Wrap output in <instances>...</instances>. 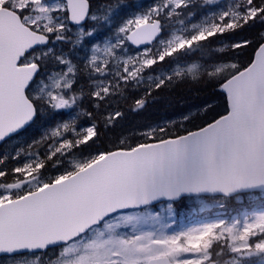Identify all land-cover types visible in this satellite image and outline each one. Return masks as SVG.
<instances>
[{
    "label": "snow or ice",
    "instance_id": "snow-or-ice-1",
    "mask_svg": "<svg viewBox=\"0 0 264 264\" xmlns=\"http://www.w3.org/2000/svg\"><path fill=\"white\" fill-rule=\"evenodd\" d=\"M199 6L193 23L197 0H0V143L47 124L4 153L17 164L0 167V264H264V0ZM257 24L230 59L209 47ZM185 81L216 87L222 111L102 146L124 116L113 102L136 112ZM237 192L259 206L175 226L178 204Z\"/></svg>",
    "mask_w": 264,
    "mask_h": 264
},
{
    "label": "trees",
    "instance_id": "trees-1",
    "mask_svg": "<svg viewBox=\"0 0 264 264\" xmlns=\"http://www.w3.org/2000/svg\"><path fill=\"white\" fill-rule=\"evenodd\" d=\"M96 1L102 0H93L94 8L101 5L97 3L98 6H96ZM201 1L202 0H197L196 11L192 9V11L196 13L195 18L200 13L205 12V9L199 6ZM220 5L223 6L221 3ZM260 30L261 26L257 24L235 35L225 34L224 36L213 37L210 38L211 43L209 44V47L217 53L223 49V58L230 59L234 56V53L228 50V45L230 43L240 41L245 38H252ZM85 52L86 49L77 51L73 53V56L79 60L83 57ZM199 55V53H196L193 59ZM239 59L243 60L246 59V57L241 55ZM154 96L155 97L149 100L142 110L136 112L129 110L131 101L128 103L121 102L119 105L113 102V106L119 107L124 112V116L120 121H118L116 127L110 130H102L100 137V140L103 142L102 146H109V142L116 141L118 137L127 138L129 141L133 140V134L137 130L144 129L146 126L155 123L161 116H171L193 110L197 111L190 116L191 120L187 124V127L191 128L193 125L202 123L205 119H210L215 112L222 111L223 109V98L218 89L210 83L185 81L174 87L165 90L161 89L160 92L155 93ZM84 104L85 107L88 106L87 101H84ZM206 105L209 106L207 111H205L204 107ZM46 126L47 124L45 122L37 121L17 134V137H12L9 141H5L0 144V167L12 168L16 166L17 161L14 159L8 160L6 163L4 162V153H12L14 155L18 148L26 146L34 138H39ZM89 150L91 149H85V151ZM19 163H23V160L19 161ZM249 195L254 197V199L248 200L247 197ZM239 198H241V200L237 201L236 199ZM259 204L260 199L258 194L243 193L233 196L231 200L224 202V206L219 207L218 210L238 214L241 210L253 208V206L255 207L256 205L259 206ZM181 206L182 204L177 205L175 210L176 213H178ZM214 211L215 210H211L210 212L204 211L199 213V216L204 217Z\"/></svg>",
    "mask_w": 264,
    "mask_h": 264
},
{
    "label": "rangeland",
    "instance_id": "rangeland-1",
    "mask_svg": "<svg viewBox=\"0 0 264 264\" xmlns=\"http://www.w3.org/2000/svg\"><path fill=\"white\" fill-rule=\"evenodd\" d=\"M106 2H108V0L96 1L95 5L98 6L97 3L102 4V3H106ZM110 2L115 4L117 2V0H110ZM152 2H153V0H125V3H131L133 5H136L137 7H139L141 5L147 6V5L151 4ZM227 2H228V0H217V3H219V4L221 3L223 6L226 5ZM201 3H202V1H201ZM209 7H205L204 9H205V12H209V14H210ZM195 9H196V7L193 10H195ZM132 10H133V7L130 6L125 11L117 12L112 18L113 22L118 23L119 20L123 18V16L130 14ZM204 13H200L196 18L195 17L192 18V22L193 23L199 22L203 18ZM196 112L197 111L193 110V111L184 112V113H180V114H174L171 116H161L158 121H156L155 123L148 125V126H156L158 124H163L165 122H171L173 120H176L177 118H179L182 115L191 116ZM148 126H146L145 128H147ZM247 199L248 200L254 199V197L249 195L247 197ZM209 203H210V207L207 209H203V210H201L199 208V205L194 203V202L189 201V202H186L185 204H182V206L178 210V213L175 212V217H174L175 226L177 228L187 227V226H190V225L197 223L201 220L210 219V218H213L216 216H222L225 219L230 220L233 216L237 215V214L229 213L226 211H219L218 209L220 206L217 203H215L214 201H210ZM211 210H215V211L210 213V214H207L204 217L199 216V213H202L204 211L210 212Z\"/></svg>",
    "mask_w": 264,
    "mask_h": 264
},
{
    "label": "water",
    "instance_id": "water-1",
    "mask_svg": "<svg viewBox=\"0 0 264 264\" xmlns=\"http://www.w3.org/2000/svg\"><path fill=\"white\" fill-rule=\"evenodd\" d=\"M22 131H23V130H22ZM22 131H21V132H22ZM0 144H2V143H0ZM243 193H246V192H237V193H234L233 196H235V195H239V194H243ZM233 196H232V197H233Z\"/></svg>",
    "mask_w": 264,
    "mask_h": 264
}]
</instances>
